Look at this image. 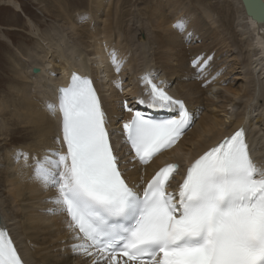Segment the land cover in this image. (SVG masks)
Here are the masks:
<instances>
[{"label":"bare ground","instance_id":"obj_1","mask_svg":"<svg viewBox=\"0 0 264 264\" xmlns=\"http://www.w3.org/2000/svg\"><path fill=\"white\" fill-rule=\"evenodd\" d=\"M170 2L167 16L171 20L164 17L160 8L155 11V6L148 10L149 19L145 22L144 18L136 21L140 14L135 16L127 8L118 13L115 0H91L94 15L81 31L77 30V17L69 21L68 13H59L56 18L64 21L59 26L70 30L72 39L81 41L76 48V41L69 34V38L64 37L67 41H63L64 47L52 40L47 43L49 35L42 39L36 24L15 0L0 1V6H9L8 11L13 13L8 14V24L20 23L19 15H23L31 30L37 31L34 37L41 44L38 49L37 42L36 50L22 45L25 53L18 56L7 47L9 39L3 32L0 34L8 42L0 45L1 89L10 94L0 99V226L9 230L25 264L91 262V257L72 251L76 241L68 231L65 216L49 213L54 205L47 201L55 192L33 181L32 169L23 159L15 162L18 152L27 153L31 164V157L60 147L56 143L61 135L60 117L50 115L46 104L57 103V90L68 85L73 71L95 81L114 145L122 157L121 170L130 184L146 183L166 163L174 162L179 165L180 175L175 177L169 191L175 189L195 159L240 126L246 129L253 160L264 166V21L249 18L241 0H223L216 12L213 9L217 3H198L200 15L186 3L180 1L182 5L178 7L177 0ZM102 14L106 15L105 20ZM219 18L227 23L226 28L219 25ZM181 19L187 24L183 34L173 27ZM113 50L124 61L119 73L109 57ZM131 52L139 61L136 67L129 59ZM190 57L206 64L191 68L186 65ZM34 69L39 70L38 75ZM149 73L158 77L154 81L163 82L176 98L185 101L193 123L172 149L148 165H140L128 154V146L120 143L123 121L129 118L121 104L124 100L147 98L140 78ZM212 89H217L213 98L209 97ZM136 108L162 113L141 105Z\"/></svg>","mask_w":264,"mask_h":264},{"label":"snow or ice","instance_id":"obj_2","mask_svg":"<svg viewBox=\"0 0 264 264\" xmlns=\"http://www.w3.org/2000/svg\"><path fill=\"white\" fill-rule=\"evenodd\" d=\"M244 3L249 15L264 21V3ZM173 27L180 34L187 30L184 19ZM109 57L119 73L124 61L115 50ZM156 79L152 73L141 76L147 98L121 104L129 118L120 143L140 165L172 149L193 123L184 102ZM57 92V103L46 108L60 117V147L31 157V164L27 153L18 152L15 162L23 159L33 181L55 192L47 201L54 205L49 213L65 216L76 241L73 252L91 257L90 264H264V166L252 159L243 128L195 159L171 191L180 175L176 163L161 167L146 183L130 184L93 81L73 72ZM136 105L177 115L155 119ZM0 264H23L5 229Z\"/></svg>","mask_w":264,"mask_h":264},{"label":"rangeland","instance_id":"obj_3","mask_svg":"<svg viewBox=\"0 0 264 264\" xmlns=\"http://www.w3.org/2000/svg\"><path fill=\"white\" fill-rule=\"evenodd\" d=\"M0 1H2V0H0ZM40 1L39 0H15V2H17L21 6V8H22L23 12L25 13V15L27 16V18H29L30 20H32L36 24V26H37L36 28L38 29L39 35L40 36L42 35L41 36L42 39H44L45 36L47 37L49 35L47 37V39L45 38L47 43L52 40L53 41L52 43L60 44L62 47H64L63 41L65 43L67 42L66 40H64V37H66V39H67V38H69V35H70V39L73 40L74 42L76 41L75 42L76 44L72 42L73 45L75 44L76 48H79V46H81V41L79 42V40L77 41V39H72V35H71L72 32L70 33V30H67L66 27H64L62 25L59 26V23H63L64 21L60 20L56 17H57V15H59V13H62V14L64 13L66 15L68 13L67 16H68L69 21L71 20V17H72L73 21H74L75 17H77V26H78L77 30L81 31L82 29L80 30V28L81 27L82 28L87 27L85 25L90 24L92 16L94 15V12H93L94 9H93V6L91 4V0H40ZM168 1H169V3H168ZM170 1L171 0H132V1L131 0H118V1L115 0V7H117V5H118V7H119L118 13H121L123 10H126V8H127L128 11H130V12L132 11L131 13L133 15L135 13H136L135 16H137L139 14L141 15V16L139 15L135 18L136 21H140V19L144 18V19H146L145 22H148V19H149L148 12L150 11V9L153 10V8H155V6H156V8L154 10L156 11L157 9L159 10V8H160L161 11L163 10L162 13H163L164 17L167 18L168 17L167 15H169L167 13H169V11H170V9H169L170 5H171ZM180 1L182 2V4L186 3L188 6L192 7V9H194V12H196L197 15H200V13H201V10H200L201 6L199 7L198 3L199 4H203L204 2L205 3H208V2L209 3L210 2L217 3V5L213 9L215 12L220 9L221 4L223 3V0H179V2L177 0L176 4H178L177 5L178 7L180 5H182ZM79 4H81V5H79ZM160 4H161V6H160ZM44 5H45V7H44ZM61 7H62V9H61ZM89 7H90V9H89ZM114 8H112V10H114V12L116 13L117 9L116 8L114 9ZM9 9H10L9 6H0V28H5V29L6 28H14V29H19V30L11 31V32L6 31V30L5 31L0 30V34H1V32H3L2 34H4L9 39V40L8 39L7 40L11 43V45H10V43H8L5 39L2 40L3 37L0 36V45H5L6 43H8L9 45L8 44H6V45L10 49V51L14 50L12 53L17 54L18 56L20 54H22V52L25 53L23 47H21L22 45H24L25 48L31 47V50L33 48H34L33 50H36L37 47L39 49L41 47V44H40V42H38V39H36L37 37H34V33H37V31L35 32V31L31 30L29 23H27V21L25 20L23 15H21V14L19 15L18 19L20 20V23L13 22V23L8 24V22L10 21V19H8V14L11 13L8 11ZM53 12H54L55 16L53 15ZM11 14L13 15V13H11ZM144 15H145V17H144ZM83 17L88 18L87 23L85 20H82ZM105 17H106V15L102 14V16H101L102 20H105ZM112 17H113L112 19H114L115 15H113ZM164 17L162 16V18H164ZM168 18H169V20H171L170 17H168ZM219 21L221 23V24L219 23V25H222V28H226L225 25H227V23L226 24L222 23L220 18H219ZM142 25H144V24H142ZM142 25L137 24L138 27L142 26ZM49 26H50V28H49ZM30 30H31V33H30ZM44 32H46V35H44ZM61 32L64 33V36ZM87 33L88 32H85V34H87ZM40 36H38V38ZM85 36H87V35H85ZM39 39H41V38H39ZM37 42L40 45H38ZM77 42L80 44H78ZM68 46H69V42L67 44V48H68ZM16 50H18V52H16ZM174 53H175V50H174ZM2 56H3V54L0 55V57H2ZM129 59L132 61L133 67H136L137 63H139L137 57L134 56L133 52H131ZM189 59H190V62H187L186 65L190 66L191 68H194L195 67V65L193 63L194 58L190 57ZM189 59H188V61H189ZM2 74H3V72L0 70V80H2ZM1 82H0V94H1L0 99L3 98L4 94H5L4 95L5 97L10 96L9 93H7L5 90L1 89L2 88ZM216 92H217V89L216 90L212 89V94H209V97L213 98L214 94Z\"/></svg>","mask_w":264,"mask_h":264},{"label":"water","instance_id":"obj_4","mask_svg":"<svg viewBox=\"0 0 264 264\" xmlns=\"http://www.w3.org/2000/svg\"><path fill=\"white\" fill-rule=\"evenodd\" d=\"M241 2L243 3V5H244V10H245V12H246V15L249 17V18H251V19H253L254 21H256V22H262L261 20H259V19H257L256 17H254V16H252V15H249L248 14V11H247V7H246V4L244 3V0H241ZM260 3H264L262 0H260ZM37 71H39L38 69H34V72L36 73Z\"/></svg>","mask_w":264,"mask_h":264}]
</instances>
